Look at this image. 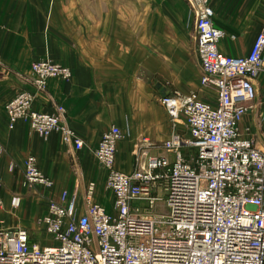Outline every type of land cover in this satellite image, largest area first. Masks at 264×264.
I'll use <instances>...</instances> for the list:
<instances>
[{"label":"built area","instance_id":"built-area-1","mask_svg":"<svg viewBox=\"0 0 264 264\" xmlns=\"http://www.w3.org/2000/svg\"><path fill=\"white\" fill-rule=\"evenodd\" d=\"M188 1L196 11L200 84L216 89V101L202 99L198 91L162 95L170 123L162 147L172 157L151 154L154 144L143 138L130 172L116 166L124 134L113 125L94 155L106 173L114 211L95 199V181L85 188L81 216L80 195L65 191L60 200L49 201L39 219L52 243L40 244L28 228L1 223L0 264H264V149L240 130L259 96L264 29L247 55H226L218 47L225 31L215 25L209 0ZM71 76L69 67L44 59L32 65L29 80L37 93H44L49 79ZM35 98L20 91L7 103L8 127L25 120L33 133L48 138L59 132L65 144L82 150L84 140L66 122L64 108L36 111ZM24 175L31 186L54 187L34 154L25 160ZM3 188L0 179V205ZM21 200L12 196V207ZM159 201L164 210L157 209Z\"/></svg>","mask_w":264,"mask_h":264},{"label":"crops","instance_id":"crops-1","mask_svg":"<svg viewBox=\"0 0 264 264\" xmlns=\"http://www.w3.org/2000/svg\"><path fill=\"white\" fill-rule=\"evenodd\" d=\"M209 3L215 25L225 31L219 50L231 56L247 55L264 29V0ZM195 22L196 11L188 0H0V179L6 186L0 225L25 227L34 240L35 233L46 239L49 236L40 230L39 219L47 213L49 201L60 200L65 189L80 195L77 215L81 216L86 184L78 182L76 171L87 170L84 157L96 168L97 201L112 205L114 211V198L103 192L94 159L101 137L113 125L124 134L118 143V169H133L135 148L143 138L154 144L151 154L172 157L162 147L170 136L162 95L198 91L208 102L217 98L213 86L200 84ZM44 59L69 67L72 76L51 78L45 92L37 93L29 76L32 65ZM257 85L255 107L244 116L240 130L264 149V71ZM20 91L36 94V111L64 108L66 122L84 140V157H73L75 150L59 132L37 139L25 120L14 129L8 127L5 107ZM18 151L25 154L22 159ZM31 154L55 186L50 192L21 196L20 206L12 211V196L23 195V164Z\"/></svg>","mask_w":264,"mask_h":264},{"label":"rangeland","instance_id":"rangeland-1","mask_svg":"<svg viewBox=\"0 0 264 264\" xmlns=\"http://www.w3.org/2000/svg\"><path fill=\"white\" fill-rule=\"evenodd\" d=\"M30 131H31V133H32V137L33 138H37V139H47V138H45V137H42V136H40V135H38V134H35V133H33L32 132V130H31V127H30ZM152 142V141H151ZM83 150V149H82ZM82 150H75L72 154H74V155H72L73 157L74 156H76L77 158H78V155L80 154L81 156H83V154H82ZM24 153H22V152H20V151H18V158H23L24 157ZM16 156V155H15ZM84 157V156H83ZM94 158V157H93ZM85 161H86V164H88V168H87V170H80V169H78L77 171H76V175H77V178H78V182L80 183H84V184H86V186H87V184L90 182V181H95L96 182V186H97V188H96V195H95V199L97 200V194H98V192H99V180H97V179H95L94 178V172L96 171V168H94V167H92V166H90V163H89V158H83ZM95 159V163L97 164V168H99V174L100 175H102V179H103V182H104V189H103V192H105V194H107L108 195V193L109 194H111V196L113 197V195H112V192L110 191V190H108L107 189V187H106V173L103 171V169L100 167V165H99V163H98V161H97V159H96V157L94 158ZM24 164H25V161H24ZM23 164V165H24ZM90 167V168H89ZM24 168V167H23ZM54 186H55V184H54ZM5 188H6V186H4V191H5ZM20 188H22V191H23V195H21V194H19L20 196H28V195H31V194H37V193H39V192H41L42 190L43 191H47V190H45V189H43V188H41V187H34V186H31V185H29V184H27L26 183V180H25V175L21 178V183H20ZM54 188V187H53ZM15 190V189H14ZM13 190V191H14ZM51 191V190H50ZM50 191H48V192H50ZM65 191H67V192H70L69 190H63L62 191V193H61V196H62V194L65 192ZM73 192H76V191H74L73 190ZM102 205H104L110 212H112L113 210L111 209L112 208V205L111 206H109V205H107L106 203H103ZM2 206V205H1ZM157 209H161V210H164V207H163V203H162V201H159V203H158V207H157ZM11 210L12 211H14L15 210V208L14 207H12V205H11ZM5 226H6V224H4ZM39 228H40V226H39ZM41 230V229H40ZM29 231H31V230H29ZM31 234V233H30ZM36 235L34 236L35 237V239H36V242H39L40 244H47V243H52V241H53V239H52V237L48 234V233H45L46 234V236H49V237H47L46 239L44 238V236H43V234H38V233H35Z\"/></svg>","mask_w":264,"mask_h":264},{"label":"water","instance_id":"water-1","mask_svg":"<svg viewBox=\"0 0 264 264\" xmlns=\"http://www.w3.org/2000/svg\"><path fill=\"white\" fill-rule=\"evenodd\" d=\"M161 85H162L161 83H158V84H157V87H161Z\"/></svg>","mask_w":264,"mask_h":264}]
</instances>
